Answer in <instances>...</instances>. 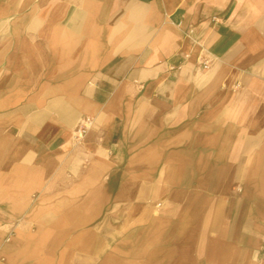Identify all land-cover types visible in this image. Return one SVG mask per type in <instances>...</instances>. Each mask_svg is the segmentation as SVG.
<instances>
[{"label":"crops","instance_id":"obj_1","mask_svg":"<svg viewBox=\"0 0 264 264\" xmlns=\"http://www.w3.org/2000/svg\"><path fill=\"white\" fill-rule=\"evenodd\" d=\"M0 264H264V0H0Z\"/></svg>","mask_w":264,"mask_h":264},{"label":"built area","instance_id":"obj_2","mask_svg":"<svg viewBox=\"0 0 264 264\" xmlns=\"http://www.w3.org/2000/svg\"><path fill=\"white\" fill-rule=\"evenodd\" d=\"M203 69H206L208 67V61L203 60L200 62ZM92 122V119L88 116H84L80 119L76 129H75V135L77 138H81L85 132L88 130ZM9 237H5V240H8Z\"/></svg>","mask_w":264,"mask_h":264}]
</instances>
